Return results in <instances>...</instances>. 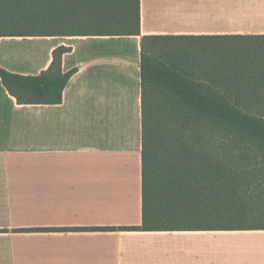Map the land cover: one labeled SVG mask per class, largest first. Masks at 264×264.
<instances>
[{"label":"crops","instance_id":"crops-1","mask_svg":"<svg viewBox=\"0 0 264 264\" xmlns=\"http://www.w3.org/2000/svg\"><path fill=\"white\" fill-rule=\"evenodd\" d=\"M225 34L264 35V0H139V35L0 36L8 72L58 46L75 69L54 104L0 78V264H264V229H120L142 221L141 36ZM92 227L116 229L62 230Z\"/></svg>","mask_w":264,"mask_h":264},{"label":"trees","instance_id":"trees-1","mask_svg":"<svg viewBox=\"0 0 264 264\" xmlns=\"http://www.w3.org/2000/svg\"><path fill=\"white\" fill-rule=\"evenodd\" d=\"M73 35H139V0H0V36ZM69 50L1 81L59 103ZM141 141L142 221L121 230L264 229V35H142Z\"/></svg>","mask_w":264,"mask_h":264}]
</instances>
